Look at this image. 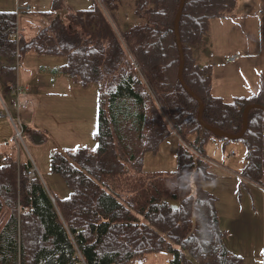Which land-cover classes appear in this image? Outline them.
Instances as JSON below:
<instances>
[{
    "label": "trees",
    "instance_id": "trees-1",
    "mask_svg": "<svg viewBox=\"0 0 264 264\" xmlns=\"http://www.w3.org/2000/svg\"><path fill=\"white\" fill-rule=\"evenodd\" d=\"M103 1L109 13L117 11L118 0ZM132 1L139 22L121 33L127 49L93 0L91 9L65 15L62 0H53L49 25L30 40L21 35L19 59L28 53L62 56L65 77L96 86V149L52 154L51 170L70 190L64 200L40 178L23 177L30 161L18 168L16 158L3 159L0 264H133L159 253L169 255V264H243L226 245L216 199L202 188L216 178L211 165L179 144L172 177L143 171L145 154H156L173 132L204 156L212 139L224 145L230 140L200 126L199 104L179 82L174 26L181 0ZM236 5L237 0H185L178 24L183 82L202 102L203 121L234 136L248 106L264 107V78L250 97H213L212 66L199 65L194 50L206 39L210 22L231 18ZM15 19V13H0V29ZM15 58L10 35H0L1 89L15 82ZM263 121V111H249L237 140L244 146L239 176L258 184ZM170 201L179 208L173 210Z\"/></svg>",
    "mask_w": 264,
    "mask_h": 264
},
{
    "label": "rangeland",
    "instance_id": "rangeland-1",
    "mask_svg": "<svg viewBox=\"0 0 264 264\" xmlns=\"http://www.w3.org/2000/svg\"><path fill=\"white\" fill-rule=\"evenodd\" d=\"M93 2L106 17L105 11L101 8V4L104 5L105 2L103 0ZM62 3L66 9L61 10L62 15L68 10L77 12L92 7V0H62ZM237 3L238 7L233 16L247 13L253 8V0H237ZM17 7L30 8L29 11L21 10L18 16L22 35L27 40L49 25V16L46 14L53 12V0H0V13H16ZM104 9L111 16L110 25L120 35L139 22L134 14L132 0H118V9L114 14L109 13L107 8ZM65 63L66 60L62 56L47 57L35 53H28L20 59L18 81L30 88L27 97L31 102L27 110L20 111V119L23 125H26L25 147L21 145L20 148L16 147L12 139L13 129L10 120L0 119V166L6 156L16 158L18 168L30 161L24 172L34 167L36 169L34 178H40L49 192L59 200L67 199L70 190L63 179L52 172L50 167L52 154L75 152L81 148L95 151L94 136L98 123L96 86L94 84L82 86L65 77L61 73V67ZM0 92L9 113L17 122L19 119L17 109L14 104L12 105L14 98L4 89ZM33 137H38L40 141L34 142ZM179 144L191 154L195 151L193 147L190 150L188 144L173 132L161 143L156 154H145L144 173L172 177L177 170L176 155ZM205 150L206 157L212 162L211 171L216 178L202 183V188L216 199L219 227L222 231L228 232L226 245L237 254H243L242 251L255 253L260 241L263 242L260 246L264 247V239L255 234L256 222L249 226L247 220L250 214L245 200L241 201L243 193L235 188V184L237 188L243 187L239 175L241 164L244 163V146L237 140L224 145L214 138ZM231 151L236 154H230ZM228 155L235 158L234 163H228ZM24 172L23 177L27 178ZM242 190L244 191V188ZM3 213L8 214L7 209H4ZM242 246L245 248H240ZM133 264H169V255L167 253L147 255Z\"/></svg>",
    "mask_w": 264,
    "mask_h": 264
},
{
    "label": "crops",
    "instance_id": "crops-1",
    "mask_svg": "<svg viewBox=\"0 0 264 264\" xmlns=\"http://www.w3.org/2000/svg\"><path fill=\"white\" fill-rule=\"evenodd\" d=\"M194 52L199 65L212 66L211 94L213 97L231 100L250 97L257 93L260 81L264 78V0H253V8L247 13L234 15L224 20H212L206 39L195 48ZM231 57H234V60L227 62L226 60ZM262 130L263 176L261 183L245 182L241 179L244 183V185L241 184L243 187L237 188L235 184V188L238 192L243 193L241 201L245 200L246 208L250 214L247 220L249 226L251 227L252 223L256 222L255 234L263 240L264 121ZM232 153L236 154L234 151H231L230 154ZM228 157V163L235 162L234 157L231 158L230 155ZM242 166L243 164H241L240 170ZM227 238H229L228 235ZM262 243L259 242L255 253L252 251H242L243 254L233 253L242 257L243 264H262L264 258V247L260 246ZM230 250L232 251L231 248Z\"/></svg>",
    "mask_w": 264,
    "mask_h": 264
},
{
    "label": "built area",
    "instance_id": "built-area-1",
    "mask_svg": "<svg viewBox=\"0 0 264 264\" xmlns=\"http://www.w3.org/2000/svg\"><path fill=\"white\" fill-rule=\"evenodd\" d=\"M101 8H103V10L105 11L107 20L110 22L111 16L107 13V11L104 9V7L102 5H101ZM29 9H30L29 7H25V8L17 7L16 13H15V16H16L15 22H13V24L8 29H0V35L9 34L10 39L15 43V46H16V61H15V72L17 74L16 79H15L16 81L14 83L6 84L4 87V90L6 93L10 94L14 98L15 101H14V103L12 102V105L13 104L15 105V107L17 109V114L19 116V119L16 122L14 120V118L12 117V115L9 113V111L6 107V104H5V102L1 96V92H0V119L8 118L10 120L12 129H13L12 139L14 140V143H15L16 147L18 146V148H20V145L25 147V144H24L25 126L23 125V123L20 119V111L21 110H27L31 104L30 99L27 97L29 92H30V90H29L30 88L27 86L21 85L18 81V66H19V62H20L18 47H19V42H20L21 35H22V30H21L20 25H19L18 16L21 13V10L29 11ZM114 30H115V33L118 35V37L121 38V35L117 32V30L116 29H114ZM121 40H122V38H121ZM122 43L125 46L123 40H122ZM125 48H126V46H125ZM233 60H234V57H231V58H228L226 61L232 62ZM0 90H2V89L0 88ZM1 110H3L4 113ZM181 143H182V141H181ZM188 147L190 148V150L193 149L189 145H188ZM193 154L192 155L195 158H198V159L206 162L209 165L212 164V162L209 158L202 155L197 150L193 151ZM35 175H36V169L34 167L29 169L28 171L24 172V176L27 177L28 179H33L35 177Z\"/></svg>",
    "mask_w": 264,
    "mask_h": 264
},
{
    "label": "water",
    "instance_id": "water-1",
    "mask_svg": "<svg viewBox=\"0 0 264 264\" xmlns=\"http://www.w3.org/2000/svg\"><path fill=\"white\" fill-rule=\"evenodd\" d=\"M184 2H185V0H181L179 9H178V12H177V15H176V19H175V26H174V29H175V38H176V43H177V47H178V51H179V61H180V64H179V72H178L179 82L182 85V87L184 88V90L198 102V104H199V110H198L197 119H198V122H199L200 126L203 129H205L206 131L210 132L211 134H213L214 136H216L218 138H226V139H228L230 141L239 140L243 136L244 132L246 131V127H247V116H248L249 111H251L253 109H258V110H261V111L264 112V107L263 106H259V105L248 106L244 110V113H243V127H242V130H241V132L238 135H235V136L234 135H229V134H227L225 132H222V131H220L218 129H214V128L210 127L209 125H207L203 121V119H202L203 104L196 97V95L193 94L186 87V85H185V83L183 82V79H182L183 53H182L181 43H180L179 34H178V24H179L180 15H181L182 10H183ZM33 140L36 143H38L40 141V139L38 137H33ZM51 200H52V202H54V199L51 198ZM169 204H170V207L173 210H177L179 208V202H177V201H170ZM192 224H193V227H194V225H195V217L192 218Z\"/></svg>",
    "mask_w": 264,
    "mask_h": 264
},
{
    "label": "bare ground",
    "instance_id": "bare-ground-1",
    "mask_svg": "<svg viewBox=\"0 0 264 264\" xmlns=\"http://www.w3.org/2000/svg\"><path fill=\"white\" fill-rule=\"evenodd\" d=\"M8 28H10V26H8L7 28H4V29H8Z\"/></svg>",
    "mask_w": 264,
    "mask_h": 264
}]
</instances>
